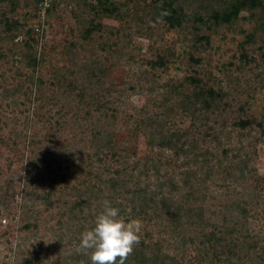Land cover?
<instances>
[{
	"label": "rangeland",
	"instance_id": "374dc122",
	"mask_svg": "<svg viewBox=\"0 0 264 264\" xmlns=\"http://www.w3.org/2000/svg\"><path fill=\"white\" fill-rule=\"evenodd\" d=\"M161 8L0 0V264H91L104 200L141 222L126 264H264V11L208 30ZM195 74L218 109L192 121Z\"/></svg>",
	"mask_w": 264,
	"mask_h": 264
},
{
	"label": "trees",
	"instance_id": "16d2710c",
	"mask_svg": "<svg viewBox=\"0 0 264 264\" xmlns=\"http://www.w3.org/2000/svg\"><path fill=\"white\" fill-rule=\"evenodd\" d=\"M41 0H36L39 4ZM59 0H51V7L54 3ZM162 1L161 14L162 19L170 28H179L182 26V23L188 20V17H192V23L195 25H200L204 28L210 30L211 26H231L233 25L239 18L242 12V6L245 5L248 12L252 14V11L261 10L264 11V0H195L201 8L194 10H185L180 4L176 5L175 0H154V2ZM77 3L81 6H85L88 3V0H77ZM206 5L209 7L206 8ZM103 9V13L109 16L115 15L117 13V8L113 6H101ZM101 9V10H102ZM190 14V15H189ZM264 22H260L262 26ZM196 42L200 45H207L209 43L208 37L198 36L196 35ZM195 48V47H193ZM195 62H198L197 60ZM153 66H161L163 67V57L161 55H157L155 58ZM195 73V72H194ZM188 82L194 87V93L192 96L185 97V108L192 117V121L198 120L200 111L204 110L210 112L217 111L218 103H217V95L213 91L214 89L206 84H199V78L196 74L192 77H188ZM195 123L192 122V125ZM248 124V123H247ZM184 133L179 134H170L165 136L164 132H160L158 135V146L166 147L172 149L176 154L179 151V143L184 139ZM106 136V135H105ZM112 137L108 140V143L105 145H100V151H103L102 154H110L114 156V149L111 147ZM149 145L154 146V143H149ZM111 152V153H110ZM220 238H217V242H219ZM226 257H233L234 253L232 250L227 251Z\"/></svg>",
	"mask_w": 264,
	"mask_h": 264
},
{
	"label": "clouds",
	"instance_id": "9594fccd",
	"mask_svg": "<svg viewBox=\"0 0 264 264\" xmlns=\"http://www.w3.org/2000/svg\"><path fill=\"white\" fill-rule=\"evenodd\" d=\"M103 211L97 216L95 226L81 234L78 252H90L91 264H126L128 257L140 242L141 222H125L119 209L102 201Z\"/></svg>",
	"mask_w": 264,
	"mask_h": 264
},
{
	"label": "built area",
	"instance_id": "2783aa9c",
	"mask_svg": "<svg viewBox=\"0 0 264 264\" xmlns=\"http://www.w3.org/2000/svg\"><path fill=\"white\" fill-rule=\"evenodd\" d=\"M50 3H51V0H41V1H40V4H41L42 6H44L45 8H46V7H49V6H50Z\"/></svg>",
	"mask_w": 264,
	"mask_h": 264
}]
</instances>
